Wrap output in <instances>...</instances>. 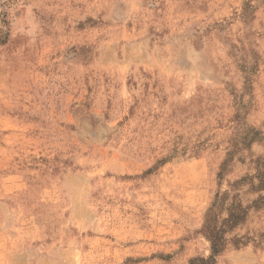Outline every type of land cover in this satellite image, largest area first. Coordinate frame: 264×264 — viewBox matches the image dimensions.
I'll return each instance as SVG.
<instances>
[{"label": "rangeland", "instance_id": "374dc122", "mask_svg": "<svg viewBox=\"0 0 264 264\" xmlns=\"http://www.w3.org/2000/svg\"><path fill=\"white\" fill-rule=\"evenodd\" d=\"M0 264H264V0H0Z\"/></svg>", "mask_w": 264, "mask_h": 264}, {"label": "trees", "instance_id": "16d2710c", "mask_svg": "<svg viewBox=\"0 0 264 264\" xmlns=\"http://www.w3.org/2000/svg\"><path fill=\"white\" fill-rule=\"evenodd\" d=\"M213 248L216 249V247H215V243H214V245H213Z\"/></svg>", "mask_w": 264, "mask_h": 264}]
</instances>
